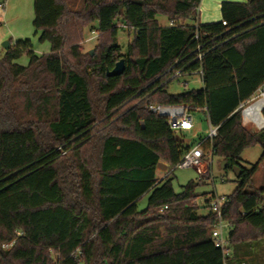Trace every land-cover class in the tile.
<instances>
[{
	"label": "trees",
	"instance_id": "1",
	"mask_svg": "<svg viewBox=\"0 0 264 264\" xmlns=\"http://www.w3.org/2000/svg\"><path fill=\"white\" fill-rule=\"evenodd\" d=\"M200 3L34 0L35 33L51 51L19 40L0 58V264H228L210 200L207 214L196 204L202 181L178 193L170 175L158 178L161 160L175 169L193 146L148 104L186 105L218 127L214 156L242 169L223 205L227 250L264 239V187L254 186L264 127L244 125L241 107L264 84V0L224 1L222 20L207 24ZM87 28L93 55L81 46ZM120 28L133 32L125 53ZM122 59L124 72L108 75ZM197 74L202 88L169 91ZM255 145L263 153L247 168Z\"/></svg>",
	"mask_w": 264,
	"mask_h": 264
},
{
	"label": "rangeland",
	"instance_id": "2",
	"mask_svg": "<svg viewBox=\"0 0 264 264\" xmlns=\"http://www.w3.org/2000/svg\"><path fill=\"white\" fill-rule=\"evenodd\" d=\"M69 7L74 10L79 9L84 0H68ZM5 2V8L0 9V58H2L7 49L4 42H10L12 46L19 40H31L34 50L38 54L49 53L51 51L50 42H41L39 36L35 33L33 25L34 20V0H0V3ZM158 20L162 25H167L169 19L164 15H159ZM89 28L86 29L84 38L81 42L82 50L87 53L94 50V54L99 50V43L96 38L97 33H88ZM133 40V32L120 28L118 32L117 41L122 46V52L125 53L128 44ZM21 65H28V55H23L17 60ZM187 82V86H185ZM203 87V82L200 75L189 77H180L174 80L170 86L171 93H180L186 89H199ZM264 102L259 100L253 104H249L243 111V123L247 126L259 129L264 126V116L261 113V108ZM250 115V117L248 116ZM195 128L193 130L182 131L180 135L184 136L186 146H194L199 144L202 138L208 136L209 124L206 116L202 112L194 113ZM245 121V122H244ZM263 153L261 145H255L247 148L242 154V164L250 168L252 164L256 163ZM223 160L219 156H214L213 163L208 169L204 166L202 169L195 167H177L170 168L165 160H161V165L157 170V176L164 178L170 175L173 178V186L176 192H181L182 187L189 181H202L196 187V194L198 195L196 204L199 206L200 214H207L209 207L207 200H210L212 195L229 196L239 185V178L234 169L223 168ZM254 186L256 188L264 187V162L261 164L260 170L256 174ZM150 194L144 195L138 202V209L143 211L148 206V199ZM228 228L225 229L226 234ZM2 245L4 250L11 247ZM53 258H58L55 252L51 253ZM228 264H264V239L252 243H241L232 246L228 251Z\"/></svg>",
	"mask_w": 264,
	"mask_h": 264
},
{
	"label": "built area",
	"instance_id": "3",
	"mask_svg": "<svg viewBox=\"0 0 264 264\" xmlns=\"http://www.w3.org/2000/svg\"><path fill=\"white\" fill-rule=\"evenodd\" d=\"M5 2L0 3V9L5 8ZM226 24V21H223ZM198 27V24H196ZM93 33H96L95 31ZM198 38V34L196 35ZM259 100L264 102V84L259 88L256 96L252 98L246 104H243L242 107V116L243 111L249 104H253ZM147 109L152 113H155L166 119L167 125L171 130L180 136V132L193 130L195 128V119L194 113L189 106L186 105H163V104H148ZM264 110V109H263ZM250 117V115H248ZM209 124V133L208 136L202 138L199 144L194 145L189 150H187L178 164L177 167L187 168L195 167L202 169L206 166L210 169L213 158H214V147L213 141L218 134V127L212 125L209 118H207ZM245 122V121H244ZM264 127V126H263ZM261 127L260 129H262ZM227 201L226 196H219L213 194L210 199V208L217 215V223L212 230V238L215 242V245L225 251L228 254V239L225 229L228 228V223L223 218V205ZM14 242L4 244V246L13 245Z\"/></svg>",
	"mask_w": 264,
	"mask_h": 264
},
{
	"label": "crops",
	"instance_id": "4",
	"mask_svg": "<svg viewBox=\"0 0 264 264\" xmlns=\"http://www.w3.org/2000/svg\"><path fill=\"white\" fill-rule=\"evenodd\" d=\"M224 1L247 2L248 0H201L197 21H199L202 24L221 21L223 17L221 9H222V3ZM200 77L202 79V75H200ZM202 82H203V79H202ZM185 86H187V82H185ZM262 114H263V110H262ZM242 119H243V116H242ZM243 124L247 125L246 123H243Z\"/></svg>",
	"mask_w": 264,
	"mask_h": 264
},
{
	"label": "water",
	"instance_id": "5",
	"mask_svg": "<svg viewBox=\"0 0 264 264\" xmlns=\"http://www.w3.org/2000/svg\"><path fill=\"white\" fill-rule=\"evenodd\" d=\"M4 46L6 47L7 50H9L10 47H11V43L8 42V41L4 42ZM91 54L92 55L94 54V50L91 51ZM124 70H125V63H124V60L122 59L116 64V66L111 71L108 72V75L117 76V75L122 74L124 72ZM178 138L183 140V138L181 136H179V135H178ZM160 165H159V167H160ZM226 166H227V160H223L222 167L226 168ZM234 170L236 172L237 177H239L240 174H241L242 169L239 166H236L234 168Z\"/></svg>",
	"mask_w": 264,
	"mask_h": 264
}]
</instances>
